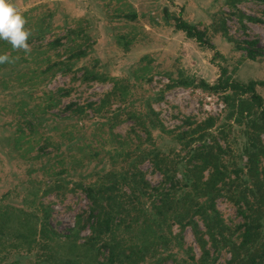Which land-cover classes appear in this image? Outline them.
Wrapping results in <instances>:
<instances>
[{"label": "rangeland", "instance_id": "1", "mask_svg": "<svg viewBox=\"0 0 264 264\" xmlns=\"http://www.w3.org/2000/svg\"><path fill=\"white\" fill-rule=\"evenodd\" d=\"M10 2L32 35L28 55L0 41V54L19 57L0 64V264H43V257L45 264H97L107 261L103 244L114 242L118 251L128 245L141 249L135 264H196L202 252L192 223H159L154 206L162 197L178 202L187 191L182 171L202 145L213 148L228 173L215 191L217 213L206 196L194 194L178 205H199L207 216L220 217L223 227L214 229V241L199 214L192 220L207 242L208 262H228L244 222L229 195L250 183L244 182L248 126L246 119L237 123L229 116L227 92L199 83H216L220 66L241 83L264 80V55L248 58L218 31L224 19L234 40L256 39L264 47V0H239L236 7L226 0ZM238 10L262 21L243 18L244 28ZM176 17L204 29L214 49L177 30ZM255 89L264 100V87ZM208 117L214 123L203 130ZM260 139L264 144V134ZM121 173L135 181L124 182ZM209 174L205 170L203 180ZM96 183L112 186L107 191L115 200L106 209L114 218L101 237L87 240L95 218L83 187ZM246 196L253 200L248 191ZM45 210L59 234L55 239L40 236ZM78 217L82 227L74 234ZM257 231L259 250L252 255L250 247L241 256L262 264L264 209Z\"/></svg>", "mask_w": 264, "mask_h": 264}, {"label": "trees", "instance_id": "2", "mask_svg": "<svg viewBox=\"0 0 264 264\" xmlns=\"http://www.w3.org/2000/svg\"><path fill=\"white\" fill-rule=\"evenodd\" d=\"M239 0H226V4L232 7H236V3ZM238 20L242 27L245 28V23L243 18L248 21L261 22L262 20L257 17L247 16L242 12H237ZM134 16V14L132 15ZM175 28L177 30L183 31L187 37L195 39L200 45L208 46L210 49H214V46L210 43L208 38H206V32L204 29H199L195 24L190 23L189 21L184 20L181 17L175 18ZM218 31H220L229 41H234L238 48L244 50L248 58L255 59L258 56L264 55V47H258V41L256 39H244L242 41L234 40L228 33V28L224 19L220 20ZM214 53L218 54L216 51ZM220 73L217 77L216 83L210 85L209 83L201 80L200 86L206 89H211L213 91L227 92L224 96L225 103L228 108L229 116H234V120L237 123H241L246 119L248 126V131H246V144L243 149V153L247 158V177L249 180L244 182H249L238 195L231 194L229 199L237 206L238 213L243 217L244 222L242 225H239V228H242L240 241L239 243H232L230 246L231 258L228 262L224 264H255L252 258H247L245 261L244 257L241 256L243 252H247L250 247L255 248L251 254L253 255L256 251L259 250L257 246L259 243V233L257 228L259 226V220L263 213L264 209V144L260 139V135L264 134V100L262 96L257 93L255 87L257 85L264 87V80H248L246 83H241L239 81L233 80L230 75L227 74V69L223 66H220ZM185 83V81H181ZM91 105V104H89ZM71 106V105H69ZM214 121L212 117H208L204 124L203 130L211 127ZM199 138L204 137L203 133H199ZM178 138L181 140V135H178ZM220 145L216 142V150H220ZM216 152L213 151L211 146L202 145L201 148L195 150L191 157L188 159L186 165H190V168H184L182 171L183 176V186L187 188V191L182 193V196L178 198L177 201H172V199L167 197H162L160 204L154 206L155 214L160 216L159 223H165L167 221L175 222L183 227L185 224L192 223L193 233L196 239V242L202 252L199 260L196 264H213L208 262L209 260V251L206 248V240L202 237V232L198 229L196 222L192 220L193 215L199 214L202 217L204 225L206 227V233L212 241L215 240V231L214 229L220 224V229L223 227L222 220L220 217H210L207 216L206 211L202 206L191 205L186 207L185 204L182 205V208L178 205L180 201L185 200L192 195L206 196L209 199L208 208L214 211V198L219 190L218 184H225V178H227V171L222 167L220 158ZM217 155V156H216ZM263 162V163H262ZM262 163V164H261ZM158 168L162 170V167L156 164ZM209 169L210 174L207 179L203 180V172ZM164 170V169H163ZM189 172L191 174H189ZM163 174L166 178L171 179L169 174L163 171ZM238 172L236 171V178H238ZM130 176H125L121 173V179L124 182L131 180ZM133 181L135 179L132 178ZM233 184V180L231 181ZM108 188L112 186L105 187L102 183L91 184L89 186L83 187L84 192L90 199L92 204L90 208V213L92 217L95 218L91 225V234L87 240H92L101 237V234L110 228L111 221L114 218V214L106 209V205L111 201H114L113 194H110ZM217 191V192H215ZM249 192L250 196L253 197V200L249 199L246 194ZM165 194V193H163ZM241 194V195H240ZM243 198V203L240 199ZM187 203V201H186ZM244 204V208L247 206V210L243 208L241 204ZM201 208V209H200ZM96 212V214H94ZM48 214L43 215L42 228L39 229L40 236L45 238H52L59 236V234L50 228L48 223ZM149 221L148 217L145 219ZM149 224V223H148ZM19 225L25 228V231H29L26 223L20 222ZM77 229L75 230L77 234L80 227H82L80 218L77 219ZM3 227L0 226V231ZM49 231L50 234L45 235ZM35 234L37 231H32ZM26 236L25 234L19 232V236ZM66 237L71 235L67 234ZM76 236V235H75ZM154 239L158 237L154 236ZM117 242L103 246L108 247L107 252V261H97V264H112L116 259H119L123 264H135V262L143 257L141 249L135 250L132 249L131 245H128L126 248L117 250ZM261 253H264V246L260 248ZM41 263L45 264L48 259L43 257L39 259ZM162 261H155L152 264H161ZM174 264H181L179 261L174 259ZM223 264V263H218ZM258 264V263H256ZM264 264V262H262Z\"/></svg>", "mask_w": 264, "mask_h": 264}, {"label": "clouds", "instance_id": "3", "mask_svg": "<svg viewBox=\"0 0 264 264\" xmlns=\"http://www.w3.org/2000/svg\"><path fill=\"white\" fill-rule=\"evenodd\" d=\"M26 24L27 20L10 0H0V41L8 43L14 52L28 55L31 52L28 41L32 32L26 28ZM18 58L8 53L0 54V64H13Z\"/></svg>", "mask_w": 264, "mask_h": 264}]
</instances>
